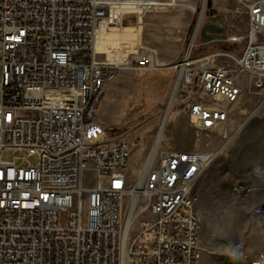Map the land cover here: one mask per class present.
Instances as JSON below:
<instances>
[{
	"label": "built area",
	"instance_id": "obj_1",
	"mask_svg": "<svg viewBox=\"0 0 264 264\" xmlns=\"http://www.w3.org/2000/svg\"><path fill=\"white\" fill-rule=\"evenodd\" d=\"M236 2L248 15L244 48L188 53L171 67L176 92H194L192 125L221 149L243 126L234 107L244 77L264 94V0ZM147 5L0 0V264H199L194 188L215 154L161 150L156 137L132 178L128 142L96 117L120 68L98 59L96 41Z\"/></svg>",
	"mask_w": 264,
	"mask_h": 264
},
{
	"label": "rangeland",
	"instance_id": "obj_2",
	"mask_svg": "<svg viewBox=\"0 0 264 264\" xmlns=\"http://www.w3.org/2000/svg\"><path fill=\"white\" fill-rule=\"evenodd\" d=\"M154 1L128 14L123 24L96 41L98 59L120 65L117 76L104 86L96 117L108 122L110 137L128 142L132 178L159 137L175 90L172 65L188 53L243 49L245 39L234 43L230 38L243 36L248 27V15L236 0H158L174 3L171 7ZM212 11L229 17V39L203 41ZM143 57L150 60L148 70L128 66ZM244 87L234 107L235 119L243 126L226 148L221 149L217 136L192 125L188 108L193 90L176 92L161 140V150L215 154L194 188L199 197V264H264V94L252 87L248 77Z\"/></svg>",
	"mask_w": 264,
	"mask_h": 264
},
{
	"label": "flooded vegetation",
	"instance_id": "obj_3",
	"mask_svg": "<svg viewBox=\"0 0 264 264\" xmlns=\"http://www.w3.org/2000/svg\"><path fill=\"white\" fill-rule=\"evenodd\" d=\"M225 19V15L224 14H219L215 11H212L210 13V18L208 20V22L206 23L205 27H204V30L202 31V37H206V34L208 35H215V34H218V33H213V31H211L212 29L215 28V24L219 21H222ZM222 35H228V22H226L224 25H223V30L222 32L220 33Z\"/></svg>",
	"mask_w": 264,
	"mask_h": 264
},
{
	"label": "bare ground",
	"instance_id": "obj_4",
	"mask_svg": "<svg viewBox=\"0 0 264 264\" xmlns=\"http://www.w3.org/2000/svg\"><path fill=\"white\" fill-rule=\"evenodd\" d=\"M152 0H145V2H151ZM175 95H176V89L174 90V93H173V95H172V98H171V101H170V104H169V106H168V109H167V113H166V115H165V118H164V121H163V125H162V127H161V130H160V133H159V137H158V139H157V143H159L161 140H162V138H163V134H164V131H165V126H166V122H167V119H168V116H169V113H170V110H171V108L173 107V105H174V100H175Z\"/></svg>",
	"mask_w": 264,
	"mask_h": 264
},
{
	"label": "water",
	"instance_id": "obj_5",
	"mask_svg": "<svg viewBox=\"0 0 264 264\" xmlns=\"http://www.w3.org/2000/svg\"><path fill=\"white\" fill-rule=\"evenodd\" d=\"M224 21H221V22H217L215 24V28L212 29L211 31H213V33H218V34H215L216 37H219V38H223V39H226L227 38V35H222L220 34L223 30V25H224ZM203 41L206 42L208 41L206 37L203 38Z\"/></svg>",
	"mask_w": 264,
	"mask_h": 264
},
{
	"label": "crops",
	"instance_id": "obj_6",
	"mask_svg": "<svg viewBox=\"0 0 264 264\" xmlns=\"http://www.w3.org/2000/svg\"><path fill=\"white\" fill-rule=\"evenodd\" d=\"M206 38H207V40L209 41V42H212V41H216V40H218L219 39V37H216L215 35H208V34H206ZM233 38V37H232ZM237 39H238V41H240L241 40V35L240 36H238V37H236ZM160 64V63H159ZM99 121V120H98ZM100 122V121H99ZM105 128H106V125H107V121H103V122H100ZM112 138V137H111ZM113 139V138H112ZM113 140H115V139H113Z\"/></svg>",
	"mask_w": 264,
	"mask_h": 264
},
{
	"label": "trees",
	"instance_id": "obj_7",
	"mask_svg": "<svg viewBox=\"0 0 264 264\" xmlns=\"http://www.w3.org/2000/svg\"><path fill=\"white\" fill-rule=\"evenodd\" d=\"M232 48H234V47H232Z\"/></svg>",
	"mask_w": 264,
	"mask_h": 264
}]
</instances>
